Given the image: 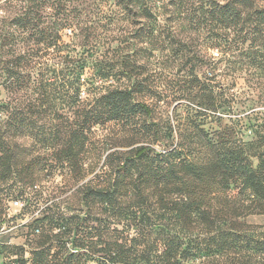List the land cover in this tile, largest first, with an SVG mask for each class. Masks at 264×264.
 <instances>
[{"label":"trees","instance_id":"16d2710c","mask_svg":"<svg viewBox=\"0 0 264 264\" xmlns=\"http://www.w3.org/2000/svg\"><path fill=\"white\" fill-rule=\"evenodd\" d=\"M246 72L264 79V0H0V225L7 199L46 195L24 227L30 258L0 254L264 264V226L245 220L264 215V123L225 119ZM169 102L217 126L174 137L154 120ZM108 123L130 142L96 139ZM56 174L75 185L62 201Z\"/></svg>","mask_w":264,"mask_h":264},{"label":"rangeland","instance_id":"374dc122","mask_svg":"<svg viewBox=\"0 0 264 264\" xmlns=\"http://www.w3.org/2000/svg\"><path fill=\"white\" fill-rule=\"evenodd\" d=\"M117 28H115L116 32ZM65 34L68 36L70 35L69 29L65 31ZM65 40H67L65 38ZM113 48L116 46V42L111 45ZM112 48V49H113ZM213 54H217L216 50H212ZM98 59L102 60L105 55L100 54L98 55ZM108 56V55H107ZM105 60V59H103ZM108 62L110 61V56L107 57ZM117 59L112 61H116ZM224 63V62H223ZM224 64H218L219 68H224ZM221 69L217 72L220 73ZM258 80V84L256 87L250 88L248 87L250 84L249 82H255ZM110 81V80H109ZM237 86L232 89V92H236L237 94L243 92V99L239 101V103L233 108L228 114H225V119L229 120V118H241L244 116L245 122L256 124V123H264V79L261 77H255L251 79L249 72L243 73L239 79L236 80ZM84 93H81L83 97ZM169 102L167 105L164 106L162 110H156L155 115V122L159 124H163L164 122L169 121L171 124L173 135L174 137L177 135L176 124L181 123V127L183 124L185 126L190 127L193 123L197 125H201L204 129L209 130L210 128H214L217 126V123L212 119V116L205 117L196 115L191 113L187 108L183 105L179 106L174 112L172 111L173 108L177 105V103ZM191 108H196L191 107ZM203 122L204 124H201ZM226 122V120H225ZM96 139L105 140L108 145H118L121 143H129L130 142V134L119 127L117 124L108 123L104 125L102 129H96ZM246 136H249L250 130L245 132ZM140 144V143H138ZM158 149H161L159 145H156ZM125 150V148H123ZM65 179V178H64ZM63 178L60 175L56 174L53 177V180L47 183V185L52 184L53 191L50 193L51 188L48 190L50 195H56L57 200L62 201L66 197L70 195L72 190L74 189L75 185L72 182L65 183ZM89 179V177H88ZM85 180L83 183H85ZM27 196V195H26ZM26 196L16 197L13 196L11 199H7L4 202V208L7 213L6 222L0 225V246H18L21 247L23 250V257L29 259L30 255V236L26 238V229L24 228L27 223H29L33 217H36L41 211V205L43 199L46 197L44 192L42 193V199L39 195H32L30 201L34 203V207H29V200H26ZM17 200L19 202L18 206H13L12 202ZM56 200V201H57ZM67 201V199H66ZM38 209V210H37ZM249 224L255 226H264V215L259 216H248L245 219ZM13 258V257H12ZM10 258L5 256L4 254H0V264H11Z\"/></svg>","mask_w":264,"mask_h":264},{"label":"built area","instance_id":"2783aa9c","mask_svg":"<svg viewBox=\"0 0 264 264\" xmlns=\"http://www.w3.org/2000/svg\"><path fill=\"white\" fill-rule=\"evenodd\" d=\"M12 205H13V206H18V205H19V202H18L17 200H14V201L12 202Z\"/></svg>","mask_w":264,"mask_h":264}]
</instances>
